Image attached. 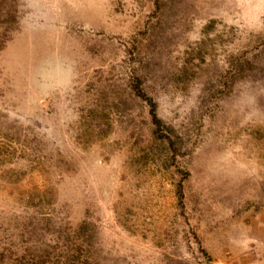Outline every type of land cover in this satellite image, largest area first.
<instances>
[{
  "label": "rangeland",
  "instance_id": "rangeland-1",
  "mask_svg": "<svg viewBox=\"0 0 264 264\" xmlns=\"http://www.w3.org/2000/svg\"><path fill=\"white\" fill-rule=\"evenodd\" d=\"M0 264H264V0H0Z\"/></svg>",
  "mask_w": 264,
  "mask_h": 264
},
{
  "label": "trees",
  "instance_id": "trees-1",
  "mask_svg": "<svg viewBox=\"0 0 264 264\" xmlns=\"http://www.w3.org/2000/svg\"><path fill=\"white\" fill-rule=\"evenodd\" d=\"M136 91L140 97H143L144 99H146L150 102V105H151L150 114L152 117V122L156 128L155 134L157 135V137L159 139L165 140L167 142H171V144L173 145L174 142L172 141V138L170 137V135H168V133L166 132L163 119L159 115L157 103L152 98L148 97L147 93L142 89L141 85H138L136 87ZM177 190H178V193H179L181 199H183V197H184V184H183V182L178 183Z\"/></svg>",
  "mask_w": 264,
  "mask_h": 264
}]
</instances>
